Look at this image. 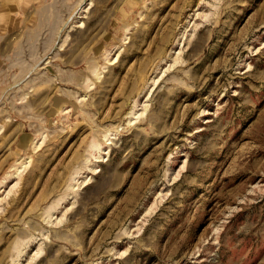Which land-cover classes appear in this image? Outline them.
I'll return each instance as SVG.
<instances>
[{"label":"rangeland","instance_id":"1","mask_svg":"<svg viewBox=\"0 0 264 264\" xmlns=\"http://www.w3.org/2000/svg\"><path fill=\"white\" fill-rule=\"evenodd\" d=\"M0 264H264V0H0Z\"/></svg>","mask_w":264,"mask_h":264}]
</instances>
